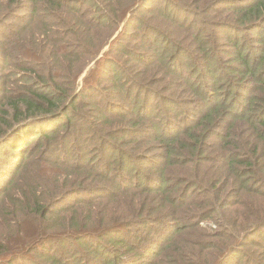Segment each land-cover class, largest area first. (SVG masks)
Segmentation results:
<instances>
[{
	"label": "trees",
	"instance_id": "16d2710c",
	"mask_svg": "<svg viewBox=\"0 0 264 264\" xmlns=\"http://www.w3.org/2000/svg\"><path fill=\"white\" fill-rule=\"evenodd\" d=\"M138 1L0 0V146L27 152L0 184V264H264V250H247L264 248V0H161L153 10L141 0L153 15L126 34L146 44L124 49L127 71L112 33ZM103 74L120 102L136 93L130 111L96 101ZM190 90L201 100L187 108L178 99L191 101ZM171 108L182 117L146 120ZM75 137L76 163L66 152ZM90 153L103 175L84 167Z\"/></svg>",
	"mask_w": 264,
	"mask_h": 264
},
{
	"label": "rangeland",
	"instance_id": "374dc122",
	"mask_svg": "<svg viewBox=\"0 0 264 264\" xmlns=\"http://www.w3.org/2000/svg\"><path fill=\"white\" fill-rule=\"evenodd\" d=\"M156 5H159V6L156 7ZM142 6H143V3H142L141 0H139L138 3H137V6L135 7V9L128 13V17L124 16V19L120 21V24L116 25V29L112 33L113 35H115V36H113L114 38L112 37L113 38L112 39L113 42L111 43L112 49L115 50V53L113 54V56L119 58L120 60H122V63L120 65L124 66V68L127 71L129 70V62H131V60H132L131 58L132 57L124 49L137 46V49L140 50L142 48V46H145L146 44H145L143 39L142 40H137V41H124V39H130L126 34H130L132 32H137V33L138 32H142V27L144 26L145 23L150 21V18L153 15V13L151 11H146V9L144 7L142 8ZM163 6H164V2L163 1H161V0H152L151 5H148L147 8H151L153 10L155 8L161 9ZM91 14L93 16L97 15V14H94L93 10L91 11ZM181 20L186 21V18L182 17ZM182 24H185V22L182 23ZM123 34H124V37H123ZM186 40H187V42L191 41L187 37H186ZM190 45L192 46L193 44L191 43ZM162 47H163V43H160L159 44V49L161 50ZM145 52L147 54H149V55L158 53L156 48H149V47L145 48ZM171 52L173 53V51H170V53H168L166 55L164 54V57H166V58L169 57L170 54H172ZM178 61L183 63L186 67H188L190 65V63L187 61V59H185L183 57H178ZM131 66H134V64H132ZM101 68H103L104 71H108L109 70L110 73H112V72H114V70H116L115 67H112L111 63L108 64V62H106ZM134 68L137 69L136 66H134ZM182 74H183L182 78H185L186 75L184 73H182ZM85 75L86 74L84 73L82 75V77L80 78V87H82V85H83L82 81H83ZM100 78H102V80L106 79V81H103L101 83L102 89L105 90V92H106L105 94L106 95L104 96L101 92L98 91V94L96 95V98H98V100H96V101H100V102L104 103L105 105H108L111 110L116 108L117 105H120V106H127V109H129V111H130L131 106L133 105V99L135 98L136 93H133L132 97H130L124 103H122V102L119 101L120 100L119 98L125 99V93H121L119 95V97H117V98L112 93V91H113L112 90V83H111L110 80H112L114 78V76L111 75V76L107 77L105 74H103V75L100 76ZM194 82L198 83L199 87L203 88L202 91H207V92H210V93H213L214 95H216V91L217 90L215 89V87H212L213 85L210 83L209 80L205 79L204 81H201V79L198 76H196ZM1 83L2 82H0V88L2 86ZM184 84H186V83L184 82ZM11 86L13 87V85H11ZM108 88H109L110 91L108 90ZM155 88L158 91L157 94H160L162 96H164L166 94V92H165L166 88H163L162 85H158ZM133 90H135V88H133ZM183 90L187 91V88L183 87ZM172 94H174V93H172V92L169 93V95H172ZM199 94H201V92ZM83 95L86 98V99H84L85 102L88 99H90V97L88 95H86V94H83ZM142 95H143V93H142ZM175 95H176V93H175ZM180 96L182 97V95H180ZM101 98H103V99L101 100ZM190 98L192 99L191 101H189L190 99H188V98H183V99H178V102L179 103L185 102V105H187V108H190V106L192 104H197L196 101H200L201 100L198 97V95H196V91L195 90H190ZM137 100L140 103H143L145 98L143 96V99H142L141 94H138L137 97H136V101ZM149 100H151V104H153V103L155 104L157 102V101L155 102L156 99H149ZM184 108H186V107L182 106V107H180L179 110L183 111ZM180 111L171 108V109H168L167 111H165L162 114L160 112L158 113L155 110H152L153 113L146 120H150V121H152L154 119L162 120V116H165L166 112L170 113L171 115L178 114L180 117H182V115H180V113H181ZM124 114L127 115V112L124 111ZM132 117L135 118L136 120H141V119L143 120V118H144V117H142V115L140 116L138 114L132 115ZM178 120L179 119H177L176 121H178ZM148 126L150 127L151 124L148 123ZM64 130L65 129L62 128L61 132H64ZM72 131H73V129L71 130V132ZM221 131L223 132V129ZM31 138L32 137H29L27 139V141H25V142H28L29 140H31ZM78 142L79 141L75 137V139L70 144V148L67 149V151H66L70 156L72 154L73 158H76L78 156V159L75 160V163L78 162L79 159H81V155L79 154V148H80L79 146L80 145H79ZM214 145H217V146H215V147H217L215 149V153H216L217 152L216 150H218L219 147H221V145L217 144V143H213L212 146H214ZM42 146H44L43 142H42ZM153 149L154 150L151 153V158L152 159H154V158H156V157L161 155L160 154L161 153L160 149H156L154 144H153ZM14 152H13L12 146H8V145L0 146V164L4 163V166L0 168V184L1 183H5V175L3 173L6 172L10 176L15 174L17 169L20 167V164H21L23 158L25 157V155L27 153V152H25V153L21 154V152L20 153H17V152L14 153ZM41 152H43V151L38 152V154L41 153ZM47 153H49L48 150L44 151L42 156L47 155ZM27 156H28V154H27ZM42 156L38 155L37 157L42 158ZM37 157H35V158H37ZM31 158H33V157L30 156V160H31ZM142 160H144V159L141 158V157H138V161H142ZM210 162L211 163L214 162V159H212V157L211 158H207L205 160L204 164L211 165ZM83 163H84V167L85 168H87V167H89V168L90 167L98 168V169H96V170H98L97 171V175H99V174L103 175V170L100 169L102 164L100 162V155L99 154L90 153L87 156L86 163L85 162H83ZM138 165L140 167H142L143 163H139ZM111 166H112V170L110 169L111 173H110L109 176H112V175L115 174L117 163L116 164L112 163ZM184 167H187V166H186V163H184V161H183L182 164H181V168H184ZM134 168H136V167H130L129 170L132 171V170H134ZM110 170H109V172H110ZM61 171H62L61 173L64 174L65 169L62 170V168H61ZM103 187H105V185H103ZM197 195L203 196L204 194L201 195V194L197 193L196 190H192L190 192V198H191V196H197ZM76 196H78L79 198L78 199H75V197L68 198L66 200V204L67 205L66 204L62 205L61 204L60 208L64 207V206H68V205L74 204V203H77L80 200L84 199L83 195H76ZM210 228H212L213 230L217 229L215 225H210ZM263 236H264V233L261 232L259 234L258 239L262 240ZM71 245L75 246L77 249L81 248L80 245L77 244V243H72ZM54 248H56L55 244H54ZM59 248H60L61 251L63 250L62 245H59ZM161 250L162 249L159 248L156 256L149 257L148 260H154L155 258L159 257L160 254L162 253ZM247 250L255 251V252H252V253L256 254L257 252L263 251L264 248L261 249L259 247H256V248L252 249V248L247 247ZM57 252H59V250ZM31 257H33V260L28 258V259H26V263L24 261H22V262H19L17 264H34V262H38L37 259H34V258H36L35 255H31ZM236 264H242V260L238 259Z\"/></svg>",
	"mask_w": 264,
	"mask_h": 264
}]
</instances>
